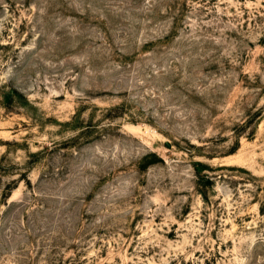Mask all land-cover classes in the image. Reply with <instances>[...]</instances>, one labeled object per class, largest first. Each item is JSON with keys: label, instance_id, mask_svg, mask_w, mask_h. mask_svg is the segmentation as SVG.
Masks as SVG:
<instances>
[{"label": "rangeland", "instance_id": "1", "mask_svg": "<svg viewBox=\"0 0 264 264\" xmlns=\"http://www.w3.org/2000/svg\"><path fill=\"white\" fill-rule=\"evenodd\" d=\"M264 0H0V264H264Z\"/></svg>", "mask_w": 264, "mask_h": 264}, {"label": "trees", "instance_id": "2", "mask_svg": "<svg viewBox=\"0 0 264 264\" xmlns=\"http://www.w3.org/2000/svg\"><path fill=\"white\" fill-rule=\"evenodd\" d=\"M260 210H261V211H264V207H262ZM262 213H264V212H262Z\"/></svg>", "mask_w": 264, "mask_h": 264}]
</instances>
